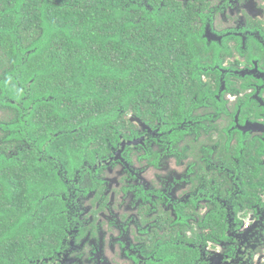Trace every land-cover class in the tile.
Segmentation results:
<instances>
[{
    "label": "trees",
    "instance_id": "16d2710c",
    "mask_svg": "<svg viewBox=\"0 0 264 264\" xmlns=\"http://www.w3.org/2000/svg\"><path fill=\"white\" fill-rule=\"evenodd\" d=\"M193 8L179 0H0V264H39L59 247L80 202L88 204L80 194L103 182L99 161L120 146L114 159H125L128 143L119 141L141 134L131 114L173 127L206 105L220 119L216 73L203 80L192 65L212 50L203 24L187 19ZM255 24L250 32L264 28ZM254 34L237 37L232 65L261 52ZM253 134L225 145V167L239 180L225 177L223 192L238 221L264 208V139ZM209 221L221 233V218ZM191 250L173 243L157 255L181 264Z\"/></svg>",
    "mask_w": 264,
    "mask_h": 264
},
{
    "label": "flooded vegetation",
    "instance_id": "af4514ba",
    "mask_svg": "<svg viewBox=\"0 0 264 264\" xmlns=\"http://www.w3.org/2000/svg\"><path fill=\"white\" fill-rule=\"evenodd\" d=\"M179 1L194 4L195 14L187 19L203 24L206 45L212 48L209 56L192 60V65L197 74L204 72L203 80L206 74L216 73L213 86L219 89L211 98L221 101L220 119L215 122L206 105L173 127L163 122L151 126L131 114L141 134L119 141L128 143L125 159H114L121 157L120 146L113 147L111 159L99 161L103 169L97 178L103 182H94L87 193L83 190L80 196L88 204L79 199L75 228L39 264H163L158 248L173 243L192 249L190 256L180 257L183 264H264V249L259 250L264 246V208L259 216L252 210L240 214L238 221L229 213L225 193V177L232 183L239 180L225 167L231 154L227 144L238 142L241 132L264 139V28L249 31L250 22L256 26L264 22V0ZM249 33L261 42V52L241 56V63L229 66L237 58L230 50L238 47L236 41L241 42L237 37L247 39ZM227 42L229 50H221ZM160 84L172 86L171 82ZM242 114L246 117L240 122ZM214 171L218 178L212 176ZM97 196L93 206L90 200ZM215 214L221 218V233L209 221ZM171 230L174 233L164 237ZM155 233L156 238L149 237Z\"/></svg>",
    "mask_w": 264,
    "mask_h": 264
},
{
    "label": "rangeland",
    "instance_id": "374dc122",
    "mask_svg": "<svg viewBox=\"0 0 264 264\" xmlns=\"http://www.w3.org/2000/svg\"><path fill=\"white\" fill-rule=\"evenodd\" d=\"M254 13H256V12H254ZM228 56V58H229V55H227ZM233 59V58H232ZM232 61V60H231ZM231 65V63L229 64V66ZM256 249L258 250V248L256 247L254 250H252V251H256ZM262 249H264V246H262V247H260L259 248V250H262ZM252 264H255V263H252Z\"/></svg>",
    "mask_w": 264,
    "mask_h": 264
}]
</instances>
